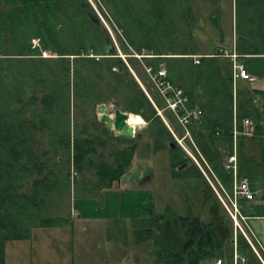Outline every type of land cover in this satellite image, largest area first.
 Listing matches in <instances>:
<instances>
[{
    "label": "trees",
    "instance_id": "obj_1",
    "mask_svg": "<svg viewBox=\"0 0 264 264\" xmlns=\"http://www.w3.org/2000/svg\"><path fill=\"white\" fill-rule=\"evenodd\" d=\"M108 1L119 10L123 7L122 0ZM129 1L140 3L141 9L135 14V7H126L130 18L120 24L121 44L126 51L131 48L142 55L154 72L165 63L166 79L184 90L191 108L202 111L199 120L188 124L193 148L219 192L232 196L235 177L226 168L234 152L230 55L236 53L249 72H253L250 60L264 59V0H235L236 42L229 49L217 44L207 49L196 36L203 16L224 36L223 0H208L214 7L203 16L195 10L198 0ZM33 39H39L38 46L33 47ZM107 44H112L109 53H97L106 50ZM43 51L57 57H43ZM131 60L136 68L139 62ZM106 87L110 93H105ZM236 94L239 127L246 117L255 121L254 134L238 140V178H247L255 189L261 182L264 189V90L237 85ZM259 94L262 105L254 101ZM155 101L161 104V99ZM84 103L94 109L113 103L116 109L141 115L149 122L157 147L164 140L174 141L170 161L175 175L201 176L212 191L211 196L204 190V204L211 214L208 222L171 209L162 215L153 207L143 209V216L134 223L137 241L153 242L157 264H200L214 258L233 261L235 251L247 264H262L241 231L237 229L235 235L233 221L215 189L177 144L88 0H0V264H5L7 241L28 238L38 227L67 222L46 215L52 198L61 196L70 184L69 173L64 182L59 178L61 165L73 164L79 171L95 166L99 186L107 187L130 166L135 147L106 151V140L92 134V129L102 131L108 140L129 139L114 135L96 114L79 122L80 116L88 118ZM246 146L251 153L245 152ZM98 148L104 153L99 154ZM249 202L238 199L246 216ZM225 215L233 227L224 226Z\"/></svg>",
    "mask_w": 264,
    "mask_h": 264
},
{
    "label": "rangeland",
    "instance_id": "obj_2",
    "mask_svg": "<svg viewBox=\"0 0 264 264\" xmlns=\"http://www.w3.org/2000/svg\"><path fill=\"white\" fill-rule=\"evenodd\" d=\"M88 1L111 35L113 45L117 48L119 56L127 64L134 78L138 81L151 102L157 105L158 114L161 115L172 135L173 130L181 138L183 132L179 122L171 116L166 102L159 94L147 72L150 66L146 63L142 55L137 54L138 52L131 48L126 51L120 41V38L124 37L120 24H123L126 18L127 20L130 18L128 17L130 16L128 11H125L126 7L130 6V10L135 7L136 11L134 12L137 14V11L141 9V4L136 2L134 5L129 0H122L123 7L119 10L108 0ZM221 5L223 11L221 30L223 34H226L224 40L226 42L225 45L229 49L232 44L231 32L236 26L235 0H223ZM212 7L214 5L209 3L208 0H198V3L195 5V10L203 16ZM201 22L204 23L203 27L199 28L201 27L200 24L198 29H196V36L199 41H202L200 42L201 45L210 49L213 44H217L216 37H218L220 31L210 24L206 16L200 19ZM34 40L39 43V39H33L32 44H34ZM107 45L112 46V44ZM218 46L220 47V45ZM109 52L107 49H100V52L97 53ZM143 53H148V50H143ZM137 55H140V57ZM42 56L57 57V54L51 51H43ZM131 59H137V62H139L137 63V69L132 65L133 61ZM250 63L252 64L253 72L264 74V59H252ZM160 68L166 70L165 63ZM104 91L105 93L111 92L107 87ZM156 98L161 99L160 105L156 103ZM238 100L239 96L237 97ZM84 104L88 118L80 116L78 118L79 122L82 123L85 119H92L95 117V114L100 120L101 116L97 110L98 106L94 109L92 105ZM105 104L107 109L111 113H114L116 110L115 105L113 103ZM125 112L134 114L129 111ZM138 116L143 118L141 115ZM135 128V137H125L129 140L121 142L112 139L108 140V136L102 131L92 129V134H99L106 140V151H111L113 147V149L116 147L123 149L134 146L130 166L127 167L126 172L112 186L100 185V187L95 166L87 165L83 170L79 171L73 164L69 167L61 165L62 168L58 172L59 178L64 182L66 180L65 175L69 173L70 184L69 187L63 190L61 196H58L59 194H53L55 195L52 198L54 201L47 209L46 215L50 217H61L67 222H64L65 224L62 226L38 227L32 230L28 238L7 241L5 244V264H157L155 262L153 242L150 240L138 242L135 233L134 223L143 216L144 208L153 207L155 213L158 215H162L167 209H171L178 215H195L205 222L211 219L209 205L206 206L204 204V190L206 189L212 196V191L206 184V180L201 176L192 174L178 176L174 173L170 161V144L174 143V141L164 140L162 146L157 147L151 135L149 122L144 118L143 123L136 125ZM110 131L115 135L113 130L110 129ZM173 137L179 145L174 135ZM184 143L192 152V156L181 148L189 155L215 189L216 185L214 181L203 165L199 163V157L193 148V139L186 138L184 139ZM97 150L99 154L101 152L104 153L99 148ZM245 152H252L250 146H246ZM256 152L259 154L258 148H256ZM178 169L180 170V168ZM261 185L262 183L260 182L257 186L258 198L262 197V191H264ZM216 190H218L217 187ZM225 200L227 205L232 209L233 205L230 201L226 198ZM222 204L233 221L235 235H237V229L240 230L246 239L248 241L250 239L252 242L249 241V243L251 245L253 244L263 256V242L249 230L247 225L248 220L246 218L238 219V224L247 233L245 235L239 225L234 221L225 204L223 202ZM83 206L85 211H90L91 214L89 217H101L105 219H92L88 221L81 219L80 214ZM238 207L241 209L239 205ZM119 214H122L126 219L117 220L113 218ZM242 215L246 217L245 214L242 213ZM225 217L226 222L224 226H232L230 217L228 215H225ZM233 259V264H236L237 259L238 264H246V261H242L241 256L236 253H234ZM218 260V258L207 259L203 260L201 264H215L214 261L217 262ZM231 263V259L223 258L222 264Z\"/></svg>",
    "mask_w": 264,
    "mask_h": 264
},
{
    "label": "built area",
    "instance_id": "obj_3",
    "mask_svg": "<svg viewBox=\"0 0 264 264\" xmlns=\"http://www.w3.org/2000/svg\"><path fill=\"white\" fill-rule=\"evenodd\" d=\"M38 41L34 40L33 47L38 46ZM140 57V55H137ZM233 61V82H234V120H233V145H234V152L229 157L228 163L226 164L227 169H232L235 177L234 181V193L230 196L225 190V195H222L219 190L216 192L219 194L221 201L225 204L228 211L232 215L234 221L238 224L239 218H246L242 215L238 207V199L245 198L249 201L255 199L258 195V190L253 188L251 182L247 179H239L238 178V140L240 136H247L251 137L255 131V121L251 117H246L242 121V128L239 127V121L237 118V82L241 80H248V81H255L258 78L253 76L247 70L245 64L239 60L238 55L233 53L230 55ZM151 77L152 82L154 83L155 87L157 88L158 92L164 99L167 104L168 110L174 115L177 119L179 124L184 128V134L181 138L172 130L173 135L175 136L176 140L179 142V145L192 156V152L188 148V146L184 143V139L190 138L192 140L191 133L188 128V124L193 121H197L200 119L202 111L198 108H191L190 107V100L189 97L184 93V90L181 88L175 87L169 80L166 79L167 71L165 69L160 68L157 72H154L153 69L150 67L147 71ZM166 123L167 120L165 119ZM169 126V124H168ZM170 127V126H169ZM194 146L196 147L195 143ZM200 163V162H199ZM202 165V164H201ZM208 165V164H207ZM202 167V166H201ZM209 167V166H208ZM210 168V167H209ZM216 189V187H215ZM225 198L230 201L233 205L231 209L227 203ZM240 229L247 235V233L243 230V228L239 225ZM249 239V237L247 236ZM250 241V239H249ZM251 242V241H250ZM252 243V242H251ZM253 248L255 249L256 253L260 257L262 263L264 264V256L255 248L252 244ZM216 264H222V260H218Z\"/></svg>",
    "mask_w": 264,
    "mask_h": 264
},
{
    "label": "crops",
    "instance_id": "obj_4",
    "mask_svg": "<svg viewBox=\"0 0 264 264\" xmlns=\"http://www.w3.org/2000/svg\"><path fill=\"white\" fill-rule=\"evenodd\" d=\"M231 33H232V35L230 34L231 37H232L231 42L234 44L236 42V34L234 32V28L232 29ZM225 35L226 34H224L223 37H221L220 35H218V37H216L217 44L220 45L222 48H227V46L225 45L226 42L224 40ZM249 73L251 75H253V76H257L258 79L255 80V81H247V80H241L240 79L237 82V85L238 86L239 85L240 86H245L246 85L248 88H251V89L264 90V74H258L256 72H249ZM260 97H261V99H260ZM261 100H262V96L260 94L256 95V97L254 99L255 103L257 102L258 105H262L261 104V102H262ZM249 211H250L249 216H246V220H248L247 225L249 227V230L253 233V235L258 237L260 239V241L263 242V246H264V191H262V197L261 198H258V196H257L256 199H254V200L249 202ZM90 214H91L90 211H85V208L83 206L82 207V212L80 214L81 215V219H84L86 221L92 220V219L93 220H103V219H105V218H101V217H89ZM113 218L117 219V220H125L126 219L122 214H119V215H117V216H115ZM106 219H108V218H106ZM263 250H264V248H263ZM235 253L238 254L237 251H235ZM238 255L241 256L240 254H238ZM241 259H242V261H245V258L242 257V256H241ZM233 261H234V259H233ZM233 261H232L231 264H233ZM201 262H200V264H201ZM214 262L216 264V261H214ZM261 263H262V261H261ZM236 264H238V259L236 260ZM246 264H247V261H246Z\"/></svg>",
    "mask_w": 264,
    "mask_h": 264
},
{
    "label": "water",
    "instance_id": "obj_5",
    "mask_svg": "<svg viewBox=\"0 0 264 264\" xmlns=\"http://www.w3.org/2000/svg\"><path fill=\"white\" fill-rule=\"evenodd\" d=\"M111 45H107V51H110ZM98 113L100 114V120L107 125L108 128L114 131L115 135L122 137H135L136 128L134 125L129 123L130 114L116 109L114 113H111L105 103H101L97 107ZM171 147L175 148V144L171 143ZM185 165L180 166L182 169Z\"/></svg>",
    "mask_w": 264,
    "mask_h": 264
},
{
    "label": "bare ground",
    "instance_id": "obj_6",
    "mask_svg": "<svg viewBox=\"0 0 264 264\" xmlns=\"http://www.w3.org/2000/svg\"><path fill=\"white\" fill-rule=\"evenodd\" d=\"M129 123H131L134 126L142 124L143 118H141L140 116L135 115V114H130Z\"/></svg>",
    "mask_w": 264,
    "mask_h": 264
}]
</instances>
